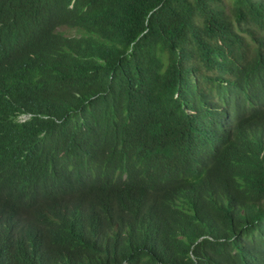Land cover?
Returning <instances> with one entry per match:
<instances>
[{"label": "trees", "instance_id": "obj_1", "mask_svg": "<svg viewBox=\"0 0 264 264\" xmlns=\"http://www.w3.org/2000/svg\"><path fill=\"white\" fill-rule=\"evenodd\" d=\"M33 21L63 33L0 96V264H264V0H0V44Z\"/></svg>", "mask_w": 264, "mask_h": 264}, {"label": "clouds", "instance_id": "obj_2", "mask_svg": "<svg viewBox=\"0 0 264 264\" xmlns=\"http://www.w3.org/2000/svg\"><path fill=\"white\" fill-rule=\"evenodd\" d=\"M40 26L48 34H58V32L63 31L62 27L33 21L15 29L12 36L0 44V96L4 92L5 83L16 75L18 71L22 72L25 68L27 62L24 59L38 57L43 61L52 63L58 57L59 50L52 45H45V47L38 48L37 45L39 44L40 35L38 27ZM31 116L32 112L21 111L12 120L15 119L18 122H25ZM149 211L150 208L145 207L143 215H148ZM55 212L61 214L63 217L65 216L73 231L81 230V232H86L91 228V225H97V222L103 217L101 216L102 209L98 205H92L87 202H79L77 208L71 207L68 209L67 214L62 213L59 205H57ZM22 224L24 225L23 222ZM32 226L33 222L28 220L26 227L29 228Z\"/></svg>", "mask_w": 264, "mask_h": 264}]
</instances>
